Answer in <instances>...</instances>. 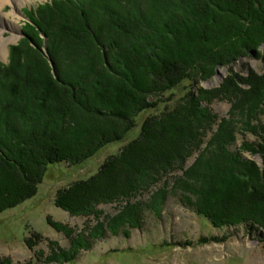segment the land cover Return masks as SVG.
Here are the masks:
<instances>
[{"label":"trees","instance_id":"16d2710c","mask_svg":"<svg viewBox=\"0 0 264 264\" xmlns=\"http://www.w3.org/2000/svg\"><path fill=\"white\" fill-rule=\"evenodd\" d=\"M26 16L38 39L25 35L0 63V212L34 197L49 164L79 166L124 141L95 174L57 190V207L96 223L74 233L47 218L69 246L49 241L45 263L70 264L106 233L129 238L168 196L214 227L264 230V125L251 123L264 113V70H233L252 53L264 63V0H51ZM224 66L220 87H196ZM164 93L171 108L150 101ZM224 97L231 105L218 117L210 105ZM148 109L158 112L143 117ZM238 122L262 143H243L262 154L261 168L231 150ZM117 201L101 219L97 207Z\"/></svg>","mask_w":264,"mask_h":264},{"label":"rangeland","instance_id":"374dc122","mask_svg":"<svg viewBox=\"0 0 264 264\" xmlns=\"http://www.w3.org/2000/svg\"><path fill=\"white\" fill-rule=\"evenodd\" d=\"M45 1L50 0H8L0 7V30L3 40L10 39L7 52L0 55V63L8 64L10 48L16 46L25 35L38 39L33 33V28H28L32 24L26 13L28 9L35 8ZM42 51L45 53L46 48L42 47ZM227 68H216L212 77L199 80L196 87H220L227 75ZM248 69L261 72L264 70V63L252 53L250 57L242 58L233 65V70L241 74H246ZM224 98L214 100L210 105L212 112L218 117H227L231 105L230 101ZM157 99L163 102L168 100L170 108L176 103L175 99L170 100L168 93L150 97L151 102ZM157 112L156 109H148L142 116L147 117ZM251 123L264 125V113L261 112ZM245 126L244 122L236 124V139L231 145V150L239 151L244 158L253 160L261 168L262 154L246 150L243 144L261 142ZM216 127L214 125L213 129L216 130ZM139 129V125L134 127L127 134L126 141L135 139L139 135ZM209 136L210 133L205 140ZM123 143L124 141H117L106 145L79 166L67 163L49 164L34 197L0 212V261L8 260L10 264H16L31 260L36 264H47L44 262V256L49 252V241H55L59 246L67 248L69 239L50 226L47 218L52 222L67 225L74 233H78L87 225H94L96 220L93 216L70 215L57 207L54 204L56 192L73 181L84 180L95 174L100 164L119 151ZM197 153L198 151L193 152L187 159L186 166L193 161ZM179 173L178 168H173L165 176L172 181L173 176ZM145 191L147 192L143 191L138 195V200L149 198L148 190ZM120 206L121 201H117L101 204L97 209L102 210L101 219H104L115 214ZM35 235H38L40 240L32 248H28L27 239L35 241ZM70 264H264V230L248 232L244 224L214 227L194 210L181 205L175 197L168 196L160 217L144 209L140 228L131 229L129 238L106 233L104 238L95 241L90 250H81Z\"/></svg>","mask_w":264,"mask_h":264},{"label":"bare ground","instance_id":"6f19581e","mask_svg":"<svg viewBox=\"0 0 264 264\" xmlns=\"http://www.w3.org/2000/svg\"><path fill=\"white\" fill-rule=\"evenodd\" d=\"M7 1L8 0H0V7H2ZM6 16L8 17V14H6ZM13 38H15V37H13ZM9 40L10 39H7L6 41L3 40V33H2V30H0V55L1 54L3 55L7 52V47H8V44L10 42Z\"/></svg>","mask_w":264,"mask_h":264}]
</instances>
